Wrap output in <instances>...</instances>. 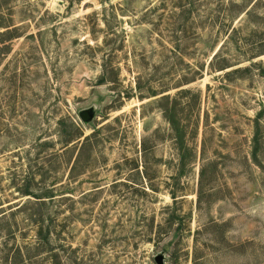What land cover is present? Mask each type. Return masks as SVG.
<instances>
[{
  "label": "rangeland",
  "instance_id": "374dc122",
  "mask_svg": "<svg viewBox=\"0 0 264 264\" xmlns=\"http://www.w3.org/2000/svg\"><path fill=\"white\" fill-rule=\"evenodd\" d=\"M160 251L264 264V0H0V264Z\"/></svg>",
  "mask_w": 264,
  "mask_h": 264
},
{
  "label": "trees",
  "instance_id": "16d2710c",
  "mask_svg": "<svg viewBox=\"0 0 264 264\" xmlns=\"http://www.w3.org/2000/svg\"><path fill=\"white\" fill-rule=\"evenodd\" d=\"M188 92H189V90L183 89L182 91H179V94L188 93ZM167 98H168V96H165L164 95V96H162V99L161 100H166ZM175 109H176V103L175 102H172L169 107H165L164 108V111H165V114H166L167 119L169 120V122L171 123V125L173 127H175V131L179 135V134H181L182 130L179 128L178 123L174 119ZM192 134L193 135L195 134V129L192 131Z\"/></svg>",
  "mask_w": 264,
  "mask_h": 264
},
{
  "label": "water",
  "instance_id": "95a60500",
  "mask_svg": "<svg viewBox=\"0 0 264 264\" xmlns=\"http://www.w3.org/2000/svg\"><path fill=\"white\" fill-rule=\"evenodd\" d=\"M79 115H80L81 119L87 123L93 118L94 109H93V107L83 109L79 112ZM165 258H166V256H165L164 251H160L159 253H157L154 256V260H155L156 264H164Z\"/></svg>",
  "mask_w": 264,
  "mask_h": 264
}]
</instances>
